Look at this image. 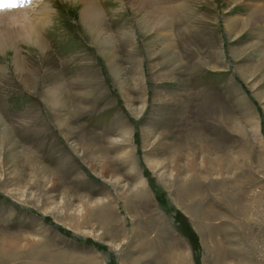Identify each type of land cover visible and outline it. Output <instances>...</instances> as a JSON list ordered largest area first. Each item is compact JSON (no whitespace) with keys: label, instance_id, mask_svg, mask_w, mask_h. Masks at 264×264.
Listing matches in <instances>:
<instances>
[{"label":"rangeland","instance_id":"obj_1","mask_svg":"<svg viewBox=\"0 0 264 264\" xmlns=\"http://www.w3.org/2000/svg\"><path fill=\"white\" fill-rule=\"evenodd\" d=\"M99 1L89 28L76 0L0 10V264H264V0Z\"/></svg>","mask_w":264,"mask_h":264},{"label":"bare ground","instance_id":"obj_2","mask_svg":"<svg viewBox=\"0 0 264 264\" xmlns=\"http://www.w3.org/2000/svg\"><path fill=\"white\" fill-rule=\"evenodd\" d=\"M65 1H67V0H65ZM76 1H78L79 3H80V5H81V7H82V9H81V12H80V14H81V16H82V18H83V21L85 22V25H86V27L87 28H89V26L90 25H92V23H93V19L90 17V16H95L98 20H99V23H100V25H102L105 21V16H106V13H105V11H104V9H103V7L102 6H100V1L99 0H76ZM113 1H116V2H118V4L120 5V8H122V6L125 4V2H126V0L124 1V0H113ZM112 1V2H113ZM186 1L187 0H129V2H131V4L133 5V4H135V3H137L138 5H140L142 8L143 7H145L146 8V6L149 8L150 7V5L152 4V6H153V8H154V6L156 5V4H159L160 5V8H165L166 10H168V13L169 12H173V11H180L181 10V8H182V6L184 5L183 3H186ZM258 1V0H257ZM224 2H226V3H228L229 5H232V8H230V9H234L237 5H242V6H247L248 5V7L250 6V4L247 2V0H225ZM102 3H104V2H102ZM146 5V6H145ZM172 5V6H171ZM174 5V6H173ZM48 6V5H47ZM254 6V5H253ZM124 7V6H123ZM41 8V7H40ZM26 9V8H25ZM2 11V10H1ZM39 11H40V16L39 15H37V18L40 20V19H42V20H44V19H46V17L48 16L49 17V15L50 14H48L49 13V11H50V9L48 8V7H46V6H44L43 8H41V9H39ZM18 12V11H17ZM35 12V11H34ZM37 12H38V10H37ZM4 13V12H3ZM9 13V12H8ZM7 13V14H8ZM16 13V12H15ZM19 13V12H18ZM12 14V13H11ZM4 15V14H3ZM13 15V14H12ZM11 15V16H12ZM21 15V14H20ZM34 15H36V12H35V14ZM256 15H259V17H262V18H264V9H258V12L256 13ZM2 16V13H1V15H0V19L2 18L1 17ZM10 16V17H11ZM15 16V15H14ZM248 16H250L249 14H248ZM47 17V18H48ZM35 19H36V17H35ZM37 19V20H38ZM42 20H40V21H42ZM227 21V23H228V21H229V23L228 24H226V29H227V31H229V32H234L235 31V28H234V25H233V23H235V21H236V18L235 17H233V19H231V20H226ZM5 25H4V28H6L7 30H8V32H9V34H11L12 32H13V28H15V25H11V24H9V23H4ZM2 25V23L0 22V26ZM246 25V23H244L243 24V26H245ZM39 26H41V24L39 23V22H34L33 24H27V25H25L24 26V29H23V35L19 38V39H17V40H20V39H22V40H24V41H26V43L28 44V43H32V42H36L37 44H42L43 42H42V37L41 36H39V34H38V31H36L38 28L37 27H39ZM149 26H151V24L150 25H148V27ZM153 26V25H152ZM163 26V32L166 30V31H168L169 32V29H170V27H169V25H166V24H164V25H162ZM144 27V29L143 30H147V29H149L146 25H144L143 26ZM154 27V26H153ZM152 28V27H151ZM171 30V29H170ZM157 31H158V29H157ZM160 32H162L161 30H160ZM21 40V41H22ZM98 40L97 39H94V42H97ZM106 41H107V43L108 44H110V41L109 40H107L106 39ZM13 44H15L16 42H12ZM24 43V42H23ZM7 43H5V42H3V41H1L0 40V48H3V47H5V45H6ZM10 46H13L12 44H10ZM15 46V45H14ZM42 46H45L44 44L42 45ZM252 75V74H251ZM250 75V77H254V76H251ZM248 78V77H247ZM255 85H256V83H255ZM255 87V86H254ZM203 150V149H202ZM2 151L3 150H1V152H0V155H2ZM207 153V152H206ZM15 154V153H14ZM190 155V154H189ZM121 156V155H120ZM122 157V156H121ZM123 158V157H122ZM192 158H193V156H192ZM191 158V156H188V159H187V162H186V167H187V169H189V171H191V172H193V169H192V166H196V164H195V161L193 160ZM194 158H197L196 156H194ZM148 160V159H147ZM178 163H179V157L177 156L173 161H172V169H174V173L176 174L177 172H178V170H177V165H178ZM217 164L219 165L220 164V162H217ZM208 165V167H210V166H212V163H209V162H206L205 161V159H204V157H202V160H201V163H200V166H207ZM149 166H150V168L152 169V170H154V171H156L155 170V167L156 166H160L159 164H157L156 162H150L149 163ZM104 169L106 170V173H107V169L109 168V166L107 165V163L105 162L104 163ZM104 169L103 170H101V172H100V175L104 178L105 177V171H104ZM40 170V169H39ZM162 174H163V172H162ZM41 175V174H40ZM36 179H38V177L36 178ZM43 179V178H42ZM39 181V180H38ZM34 182L35 183H37L36 182V180H34ZM49 181H47L46 183H48ZM116 182V184H117V182L118 181H115ZM45 183V182H44ZM51 183H54V181H50L49 182V184H51ZM51 186V185H50ZM49 186V187H50ZM24 188V187H23ZM27 189V188H26ZM48 189V188H47ZM27 193H26V191H24V189H22V191L21 192H16V194L15 195H17L18 197H19V200L20 201H23V200H25V198L26 197H24L25 195H26ZM29 201H33V196L32 195H30L29 196ZM65 199V198H64ZM63 198H62V201L60 202V205L62 206V208H58L57 206H53L54 205V203L53 202H51V200H50V198H48V201H50L49 203H51V205H52V207L50 208L53 212H55V213H58L59 215H61L62 217H64V220H65V222L67 223V225H69L70 227H74V226H77V225H79V224H81L82 223V221H84L85 219H87V217H88V219L90 220L91 219V215H92V213H91V211H92V207L93 206H95V204L93 203H82L81 204V206L79 207V209H78V211H76L75 212V210L73 211V210H71V209H66L65 208V205H64V203L66 204V200H64ZM25 201H27V198H26V200ZM65 201V202H64ZM89 206H91V207H89ZM96 207V206H95ZM59 210H58V209ZM59 211H61L60 213H59ZM89 214V215H88ZM75 228H77V227H75ZM11 245H13L14 247H16L17 248V246H19V242H17V241H14L13 243H11ZM21 248V247H20ZM149 251H150V248H149ZM172 253H170V257H169V259H170V262H169V264H186V258H187V256L186 255H184V254H182V253H177V252H173V251H171Z\"/></svg>","mask_w":264,"mask_h":264},{"label":"snow or ice","instance_id":"obj_3","mask_svg":"<svg viewBox=\"0 0 264 264\" xmlns=\"http://www.w3.org/2000/svg\"><path fill=\"white\" fill-rule=\"evenodd\" d=\"M16 0H0V10L17 7Z\"/></svg>","mask_w":264,"mask_h":264}]
</instances>
